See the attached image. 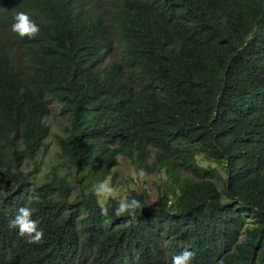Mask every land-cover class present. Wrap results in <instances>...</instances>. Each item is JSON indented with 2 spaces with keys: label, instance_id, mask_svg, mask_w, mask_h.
<instances>
[{
  "label": "trees",
  "instance_id": "trees-1",
  "mask_svg": "<svg viewBox=\"0 0 264 264\" xmlns=\"http://www.w3.org/2000/svg\"><path fill=\"white\" fill-rule=\"evenodd\" d=\"M18 12L39 35L11 31ZM51 102L70 117L67 167L38 179ZM120 156L163 179L157 197L130 193L135 219L92 194ZM21 206L43 243L9 228ZM185 249L264 264V0H0V264H172Z\"/></svg>",
  "mask_w": 264,
  "mask_h": 264
},
{
  "label": "clouds",
  "instance_id": "clouds-1",
  "mask_svg": "<svg viewBox=\"0 0 264 264\" xmlns=\"http://www.w3.org/2000/svg\"><path fill=\"white\" fill-rule=\"evenodd\" d=\"M11 31L20 38L32 39L39 35V25L25 12H18L11 25ZM92 194L96 197L102 215L109 216V201L118 197L117 188L112 185L109 179L95 183L92 186ZM143 204L135 198L120 197L118 205L112 212L116 217L128 216L136 218L138 210H142ZM34 210L28 206H21L13 219L9 221L10 229H18V234L26 238V243L41 244L44 242V230L39 227V222L33 219ZM194 253L188 249L172 257V264H192Z\"/></svg>",
  "mask_w": 264,
  "mask_h": 264
},
{
  "label": "rangeland",
  "instance_id": "rangeland-1",
  "mask_svg": "<svg viewBox=\"0 0 264 264\" xmlns=\"http://www.w3.org/2000/svg\"><path fill=\"white\" fill-rule=\"evenodd\" d=\"M50 109L51 115L47 118L46 123L51 128V136L45 141L44 149L39 154L40 173L37 175L38 179L61 164L67 167L65 159L61 155L58 138L65 135V128L70 125V117L62 113L61 106L57 102H51ZM204 164L215 166L212 162ZM33 169V162H29L25 168L26 172H30ZM113 172H116V181L113 182L111 178L109 180L117 188L118 199L120 197H129L132 191L138 193L147 191L153 197H157L160 194V187L163 182L162 177L140 171L126 157L120 156L118 158Z\"/></svg>",
  "mask_w": 264,
  "mask_h": 264
}]
</instances>
